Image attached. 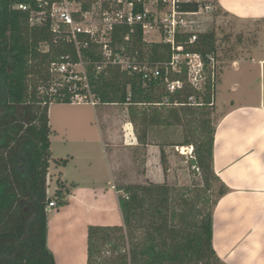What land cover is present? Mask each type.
<instances>
[{"label": "trees", "instance_id": "1", "mask_svg": "<svg viewBox=\"0 0 264 264\" xmlns=\"http://www.w3.org/2000/svg\"><path fill=\"white\" fill-rule=\"evenodd\" d=\"M19 3L29 4L30 8L22 10L17 7ZM181 7L197 11L200 3L185 2ZM34 8L35 0H0V264H59L48 247L49 202L56 199L57 207L62 206L70 192L59 179L55 192L52 195L48 192L50 162L65 165L68 161L65 157H53L54 130L49 107L52 102H72L69 95L61 98L51 93L57 79L51 66L63 60L78 62V48L63 29L58 32L52 29L49 17L33 22ZM111 36L115 49L124 48L150 64L169 63L176 51L168 42L145 41L140 24L133 31L127 24L115 25ZM190 36L191 33H177L176 46L182 45L183 52L199 53L208 67L210 55L217 51L216 33L201 32L194 43H189ZM78 40L84 58L89 61L91 91L99 102L127 104L131 121L141 120L148 125V136L147 131L137 136L140 144L149 143L152 127L175 126L188 115H197V126L182 145H193L192 163L202 170L209 190L214 187L211 177L221 183L206 216L199 223L191 222L184 227L172 222L170 184L149 181L117 186L125 193L119 196L124 224L89 225L87 264H94L100 251L99 241L111 242L113 233L118 232L129 249L106 264H225L212 243L214 207L228 187L213 168L216 126L212 112L207 110V106L214 104L211 80L205 91L184 83L182 88L170 92L165 82V67L162 76L148 81L138 72L129 73L113 64L97 71L96 62L103 59L102 45L82 33ZM85 42L88 44L84 47ZM188 70L187 64L182 63L180 72L170 67L168 76L185 81ZM191 97L202 99L198 108L190 101ZM156 104L162 107H155ZM159 144L162 164L167 170L163 148L167 143Z\"/></svg>", "mask_w": 264, "mask_h": 264}, {"label": "crops", "instance_id": "2", "mask_svg": "<svg viewBox=\"0 0 264 264\" xmlns=\"http://www.w3.org/2000/svg\"><path fill=\"white\" fill-rule=\"evenodd\" d=\"M216 2L240 21L264 20V0ZM263 35L264 32L256 47L264 54ZM241 61H237L234 78L227 87L229 93L220 99L215 95V104L222 113L215 124L213 168L228 191L214 207L212 243L225 264H264V90L262 86L260 96H251L246 82L249 74ZM259 64L263 76L264 56ZM224 75L223 72L217 92ZM108 105L119 109L107 112L103 106ZM90 110L94 112L91 116L67 118L54 128L55 133L60 131L70 142L67 163L57 165L52 160L48 173L49 179L57 169L56 184L59 179L70 189L66 204L48 209V247L59 264H87L89 225L124 224L116 170L123 160L127 165L134 163L128 148L148 147L147 169L143 173L148 182L174 184L183 173L177 161L180 157L172 146L163 147L168 160L165 170L159 143L140 144L135 136L128 137L127 104L99 103ZM59 111L65 113L67 108L61 107ZM53 134L51 149L57 158ZM128 138L132 143L127 142Z\"/></svg>", "mask_w": 264, "mask_h": 264}, {"label": "rangeland", "instance_id": "3", "mask_svg": "<svg viewBox=\"0 0 264 264\" xmlns=\"http://www.w3.org/2000/svg\"><path fill=\"white\" fill-rule=\"evenodd\" d=\"M203 5H211L210 9H203L198 15L187 16L189 21L188 30L194 33H201L205 31H214L216 33L217 41V51L211 60L208 67L203 68V64H200L201 59L196 56H191L187 58L185 55H179V63L186 62L190 63L189 75L185 80V84H191L200 91H205V86L209 79L211 80V85L214 96L213 105L207 106V110L212 112L213 123L221 115V111L217 109L215 104V95L218 94V99L229 93L227 88L234 78V71L236 70L237 61L242 60V68L246 69L248 81L247 84L251 89V96H260V91L263 86L264 90V74H261V67L259 64L260 59L264 56L262 51L257 49L258 39L264 32V20L260 21H240L237 18L226 13L215 0H199ZM97 25L99 23H96ZM160 23H154V29L152 32L146 34V40L148 42L162 41L163 36H161L158 31ZM264 38V35H263ZM262 48V47H261ZM215 72V80L210 77V70ZM224 72V82L219 85V90L217 92L218 81H220L221 74ZM245 72V71H244ZM235 98H239L235 96ZM256 98V97H255ZM168 100L167 97L164 98V102ZM196 108H198V101H202L201 98L193 97L190 99ZM82 105L74 103L73 105L63 106L59 102H53L49 107V117L50 124L53 130H56L55 126L60 125L63 120L75 116H91L93 111V106ZM159 106L160 104H156ZM166 107H172L168 106ZM67 108V112H60V108ZM102 107V106H101ZM107 112H114L119 109V106H103ZM122 109H125L123 107ZM200 110V109H199ZM197 115L184 118V120L175 126L165 127H152L149 132V140L156 143H167L165 145L172 146L180 158L177 159L178 163L182 165L183 173L179 174L178 180L174 184H170L172 187L173 195V224L178 227H184L188 223H199L207 214L211 207V202L216 198L217 192L221 186L220 181L211 177L213 183V190H209L206 186L202 170L196 167L192 163L194 159V152L192 153L194 147L193 145H182L185 137L190 136L193 129L197 126L195 118ZM128 119V126L126 133L128 137H134L135 141L138 140L136 136L143 131H147L148 136V125L144 124L141 120L137 122H132L130 116ZM53 146L54 152L57 158L65 157L68 152V147L70 142L65 138V136L58 131L55 133L53 131ZM128 143H132V140L128 138ZM172 144V145H171ZM148 147L138 146L136 149L128 148L130 157L133 159L134 163L127 165L125 160L123 164L116 170V182L117 186H125L131 183L144 182L147 183L148 179L145 180L144 174L147 169L148 160ZM123 153H126L122 149ZM184 152V153H183ZM125 163V164H124ZM58 165V164H57ZM168 165V160H167ZM55 168V166L53 165ZM58 175L57 169L52 171V176L48 179V191L53 194L56 188V176ZM120 193L124 195L125 193L120 190ZM99 254L97 253L94 264H106L109 259H113L115 256L123 253L125 250L129 249V244L122 239L121 233H113L111 242L108 240L99 241Z\"/></svg>", "mask_w": 264, "mask_h": 264}, {"label": "built area", "instance_id": "4", "mask_svg": "<svg viewBox=\"0 0 264 264\" xmlns=\"http://www.w3.org/2000/svg\"><path fill=\"white\" fill-rule=\"evenodd\" d=\"M196 1L200 3L197 11L182 9V3ZM17 7L28 10L29 4L19 3ZM210 9L211 5H203L199 0H35L32 21L41 22L45 17H49L54 31H65L68 39L73 41L78 48L79 61L54 62L51 72L57 76L56 81L51 86L52 94H57L61 98L68 97L74 103H87L97 106L100 102L91 91L90 80L87 72L89 61L84 58L80 50L78 35L80 33L89 36L93 41L102 45L103 59L96 62V70L101 71L107 65L120 66L129 73L138 72L145 81L162 76V68H166L165 82L170 92H174L184 86L185 81L171 79L168 76L169 68L180 72L181 64L186 63L190 69V63H179V55H186L187 58L196 56L201 59L200 64L205 67L202 56L197 52H183L182 45L176 46L177 33H191L189 43H194L198 38V33L189 31L187 16L198 15L203 9ZM96 23H99L98 25ZM154 23H160L158 31L164 35V42L171 43L176 51L172 55L169 63H154L138 59L124 48L111 45L112 31L115 25L127 24L134 26L140 24L143 28L144 39L146 34L154 29ZM129 39V35L126 37ZM148 42V41H147ZM88 42L84 43V47ZM210 55V63L213 59ZM66 58H70L68 55ZM209 63V64H210ZM212 80H215L214 70H210ZM189 75V70H188ZM193 98V97H191ZM193 153V151H192ZM49 207H57L56 199L49 202Z\"/></svg>", "mask_w": 264, "mask_h": 264}]
</instances>
